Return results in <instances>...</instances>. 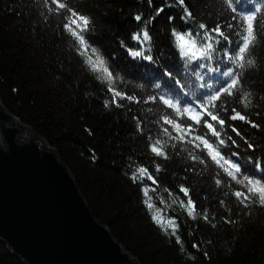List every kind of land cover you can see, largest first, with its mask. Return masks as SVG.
<instances>
[{
    "label": "trees",
    "instance_id": "obj_1",
    "mask_svg": "<svg viewBox=\"0 0 264 264\" xmlns=\"http://www.w3.org/2000/svg\"><path fill=\"white\" fill-rule=\"evenodd\" d=\"M61 2L91 19V32L86 38L109 61L113 72L125 78L123 83L117 82V90L135 94L141 100L154 93L151 85L157 82L158 70L133 60L121 42L128 48L137 47L132 34L165 0H152L153 7H149L148 0ZM185 3L196 19L209 27L224 24L231 16L222 0H185ZM253 3L254 0H240L238 7L250 11ZM139 13L143 14L140 24L133 19ZM169 14L176 16L171 26L167 22ZM66 15V9L56 12L51 0H0V99L7 111L47 139L49 147L57 149L95 217L111 229L139 264H264V207L238 205L232 192L240 186L234 182L227 186L221 176L225 184L217 187L215 166L209 164L204 168L194 163L180 144L176 149L166 148L168 159L155 157L149 151L145 135L149 127L156 130L151 121L154 114L160 113L155 106L153 113H148L149 105L127 100L120 102L123 107H105L104 102L111 100V94L106 85L85 69L76 54L63 27ZM179 15L176 8H166L149 26L152 54L161 67L169 70L180 64L170 37V27L178 30L183 27ZM261 19L264 20V14ZM253 53L256 67L250 68L242 80L243 91L252 92L251 104L245 109L239 95L225 96L222 100H227L259 128L239 120L226 121L227 134L239 147L231 146L229 141L230 146L221 151L225 154L239 151L246 170L259 175L247 161L248 157L259 158L264 164V35ZM226 67L227 64L221 65L222 69ZM208 83L219 86L215 79H208ZM140 84L145 87H138ZM136 115L146 121L145 135L136 130L133 120ZM222 118L226 117L222 114ZM229 123L236 126L240 136L227 127ZM241 137L253 144L255 150H249ZM157 164L159 172L155 170ZM139 166L148 169L156 185L147 178L133 183L130 176ZM181 185L190 190L196 204V219L189 217L178 202L172 203L174 199L187 202V197L179 192ZM144 186L155 188L148 193L151 202L163 208L165 216L175 217L182 244L153 222L142 202ZM160 197L167 207L160 203ZM205 212L208 220L202 218ZM194 244L198 247L194 248ZM0 264L26 263L0 241Z\"/></svg>",
    "mask_w": 264,
    "mask_h": 264
},
{
    "label": "snow or ice",
    "instance_id": "obj_2",
    "mask_svg": "<svg viewBox=\"0 0 264 264\" xmlns=\"http://www.w3.org/2000/svg\"><path fill=\"white\" fill-rule=\"evenodd\" d=\"M222 2L231 13L229 20L224 24L216 23L214 27H209L196 19L185 0H171V2L165 0L163 4L155 8L153 15L144 20L138 31L132 34L137 47L128 48L121 42V46L125 47L127 54L133 60H139L158 70L157 82L151 85L155 90L154 93L141 100L135 94L128 95L115 87L118 81L123 83L125 78L120 73L113 72L109 67V61L86 38V34L91 32L89 27L92 23L91 19L78 13L61 0H51L56 12L61 9L67 10L66 23L63 27L71 37L74 50L81 58L85 69L98 82L106 85L107 91L111 94V100L104 102L105 107L110 105L123 107L120 102L127 100L130 103L149 105L146 110L148 113H153L152 106H155L160 113L159 116L154 114L151 121L156 125V130L149 127L146 135L145 119L139 115L133 116V120L136 121V130L145 135V139L149 141V151L155 157L168 159L166 148L176 149L177 144H180L182 150L188 153V158L194 163H199L204 168H207L209 164L215 166L214 182L217 187L225 184V180L219 178L221 176L225 177L227 186L231 187L233 182L240 186L239 190L232 192L238 205L244 208L264 207V164L261 159L253 160L248 157L247 163L253 165L255 173L259 174L256 175L246 170L245 164L240 162L239 151L228 154L221 151V148L226 149L230 146L229 141L231 146L239 147L236 140L227 134L226 121L239 120L250 124L253 128H259V125L248 120L235 107H231L227 100H222V97L239 95L240 103L245 109L252 102V92L243 91L245 85L242 80L250 68L256 67L253 50L264 35V20L261 19L264 14V0H260L259 3L254 0L250 11H241L238 7L240 0H222ZM148 4L149 7H153L152 0H148ZM166 8H176L183 25L180 30L174 26L170 27L172 47L180 61L173 70L161 67L153 56L152 36L149 33V26L153 25ZM133 19L140 24L143 14H135ZM175 20V15L167 16L170 26ZM222 64H227V67L222 69ZM208 79L217 80L219 86L213 87L208 83ZM138 87L143 88L145 85L140 84ZM222 114L226 118H222ZM201 125L203 131H201ZM227 127L237 136L241 135L235 125L229 123ZM244 142L249 150H255L254 145L247 139H244ZM197 152L202 155H197ZM93 158L95 159L94 156ZM155 170L161 171L158 164ZM145 178L151 180L153 185L157 184L155 178L143 166L136 167L130 176L133 183L143 182ZM149 190L155 191V188L142 187L145 197L142 202L149 210L153 222L166 235L174 236L176 242L182 244L177 234L179 225L175 217L165 216L164 209L157 208L151 202ZM165 191L168 190L165 189ZM179 192L187 197V202L183 199H174L172 203L178 202L189 217L196 219V204L189 195L190 190L181 185ZM169 195L172 193L169 192ZM159 199L160 203L167 207L163 198ZM220 203L223 205L224 201ZM202 218L208 220L206 212L202 214ZM193 247L198 246L194 244Z\"/></svg>",
    "mask_w": 264,
    "mask_h": 264
},
{
    "label": "water",
    "instance_id": "obj_3",
    "mask_svg": "<svg viewBox=\"0 0 264 264\" xmlns=\"http://www.w3.org/2000/svg\"><path fill=\"white\" fill-rule=\"evenodd\" d=\"M47 143L0 99V241L26 264H139Z\"/></svg>",
    "mask_w": 264,
    "mask_h": 264
},
{
    "label": "rangeland",
    "instance_id": "obj_4",
    "mask_svg": "<svg viewBox=\"0 0 264 264\" xmlns=\"http://www.w3.org/2000/svg\"><path fill=\"white\" fill-rule=\"evenodd\" d=\"M126 263V262H125Z\"/></svg>",
    "mask_w": 264,
    "mask_h": 264
}]
</instances>
